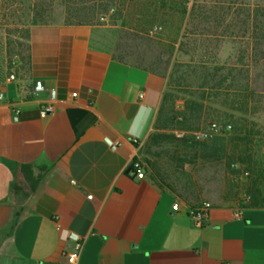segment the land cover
Listing matches in <instances>:
<instances>
[{
	"label": "crops",
	"instance_id": "1",
	"mask_svg": "<svg viewBox=\"0 0 264 264\" xmlns=\"http://www.w3.org/2000/svg\"><path fill=\"white\" fill-rule=\"evenodd\" d=\"M117 43L105 25H34L17 79L0 82V264H69L77 240L78 264H264V207L213 204L201 221L137 177L168 79Z\"/></svg>",
	"mask_w": 264,
	"mask_h": 264
},
{
	"label": "rangeland",
	"instance_id": "2",
	"mask_svg": "<svg viewBox=\"0 0 264 264\" xmlns=\"http://www.w3.org/2000/svg\"><path fill=\"white\" fill-rule=\"evenodd\" d=\"M39 24L108 26L118 41L116 56L164 73L170 120L162 133L195 137L215 123L231 125L229 132L198 141L225 137L235 157L246 148L235 137L241 128L251 133L244 156L253 157L250 167L189 156L167 143L146 146L141 160L160 189L192 208L264 207V0H0V82L13 61L27 56L30 28ZM203 65L228 78L227 90L206 89L203 118L185 124L187 103L204 93Z\"/></svg>",
	"mask_w": 264,
	"mask_h": 264
},
{
	"label": "trees",
	"instance_id": "3",
	"mask_svg": "<svg viewBox=\"0 0 264 264\" xmlns=\"http://www.w3.org/2000/svg\"><path fill=\"white\" fill-rule=\"evenodd\" d=\"M40 25V24H39ZM118 57V56H117ZM26 56L23 57L22 60H25ZM120 60L128 61L124 58H120ZM129 62V61H128ZM140 66H144L142 64L134 63ZM154 72H157L163 76H165L164 73L159 72L157 70H154L150 67L144 66ZM202 77V83L199 86V90H204L203 95L200 97L199 101H191L187 103V112L183 115V118L185 119V124L188 123V121L193 120H201L203 118V113L206 109V97H205V91L206 89L213 92H223L227 90L225 86L226 80L228 78L221 77L219 78L218 72L214 71V74L211 73L209 67H206L205 65L198 67ZM218 95V94H217ZM167 98V92L163 99V104L159 113V117L155 126V132L150 137L149 141L145 144V146L142 149L141 154H144V148L148 145L153 146H160L164 143L171 144L175 146L176 149L185 152L189 156H194L196 158H226L228 160V163L231 164L233 161H239L241 163L247 164L249 167L253 163V157L244 159V156H247L251 149H249L250 145L252 144L251 140V133L244 128H241L239 131V135L235 137V141L239 143L245 144L246 148L241 152V154L237 157L235 156H229L228 150H227V139L225 137H218L215 140L209 142H199L195 137L185 135L183 138L177 137L175 134H165L162 133L164 130L167 129V126L169 124L170 118H168V114L165 113V102ZM189 114V115H187ZM177 116L175 115L173 119L175 120ZM235 131H238V129L235 127ZM243 134V136H242ZM134 166V165H133ZM248 170V169H247ZM249 170H251L249 168ZM252 171V170H251ZM19 177L21 180L27 181L33 188H35L36 180L33 175V170L31 166L23 165L21 166L19 170ZM257 206V205H252Z\"/></svg>",
	"mask_w": 264,
	"mask_h": 264
},
{
	"label": "built area",
	"instance_id": "4",
	"mask_svg": "<svg viewBox=\"0 0 264 264\" xmlns=\"http://www.w3.org/2000/svg\"><path fill=\"white\" fill-rule=\"evenodd\" d=\"M102 20H105L104 18ZM18 68H19V62L13 61V68L11 70V73L8 77L10 81H15L17 79L18 75ZM44 86L41 82H37L36 84V91H43ZM74 96H77L76 94ZM5 94L0 90V102H3L5 100ZM54 112V107L52 105L46 106L44 110L42 111V116H47L49 114H52ZM232 126L227 125L223 127L220 124H213L211 126V129L208 131H202L195 134V138L199 141L209 140L213 138L215 135H219L222 132H229L231 131ZM263 157H264V150H263ZM133 170L135 173H137V177L139 179H144L146 177V170L144 162L141 160V158L137 159L133 163ZM212 205L210 203H204L200 207L192 208L191 213H193L194 216H197L199 220H204L207 217L208 211L211 209ZM181 204L179 202L175 203L173 205V210L178 212L180 211ZM84 249V242L82 240H77L74 244L73 250L67 255V261L69 264H78L79 259L81 257L82 251Z\"/></svg>",
	"mask_w": 264,
	"mask_h": 264
}]
</instances>
